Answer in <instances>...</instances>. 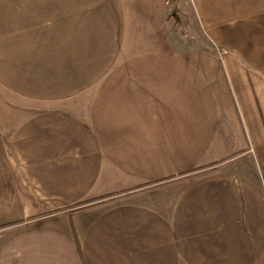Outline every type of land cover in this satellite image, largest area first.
I'll return each instance as SVG.
<instances>
[{
  "label": "crops",
  "instance_id": "1",
  "mask_svg": "<svg viewBox=\"0 0 264 264\" xmlns=\"http://www.w3.org/2000/svg\"><path fill=\"white\" fill-rule=\"evenodd\" d=\"M169 1L0 0V264H264V0Z\"/></svg>",
  "mask_w": 264,
  "mask_h": 264
},
{
  "label": "trees",
  "instance_id": "2",
  "mask_svg": "<svg viewBox=\"0 0 264 264\" xmlns=\"http://www.w3.org/2000/svg\"><path fill=\"white\" fill-rule=\"evenodd\" d=\"M181 16H182V13L177 6V0H171L170 4H169V19L172 20L173 26H175L176 28L183 29L184 27H186L187 24L181 22V19H180ZM110 200H108V201H110ZM101 203H102V200L99 199V200H96L95 202H93L89 206H85V205L79 206L77 209H75V211L83 210V209H86V208L91 207V206L99 205Z\"/></svg>",
  "mask_w": 264,
  "mask_h": 264
},
{
  "label": "rangeland",
  "instance_id": "3",
  "mask_svg": "<svg viewBox=\"0 0 264 264\" xmlns=\"http://www.w3.org/2000/svg\"><path fill=\"white\" fill-rule=\"evenodd\" d=\"M170 1H169V4H170ZM181 3H182V0H177V6H178L179 10H182V6L180 5ZM180 19H181L182 23H186L185 19L183 18V15L180 17ZM176 31H177V38L179 37V38L183 39L184 35L186 33L185 28H183V29L176 28ZM183 31H185V32H183Z\"/></svg>",
  "mask_w": 264,
  "mask_h": 264
}]
</instances>
